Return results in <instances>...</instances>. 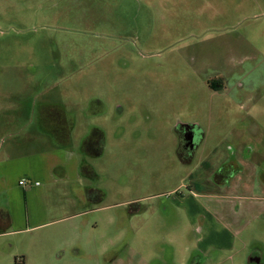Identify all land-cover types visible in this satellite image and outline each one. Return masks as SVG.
<instances>
[{
	"label": "rangeland",
	"instance_id": "1",
	"mask_svg": "<svg viewBox=\"0 0 264 264\" xmlns=\"http://www.w3.org/2000/svg\"><path fill=\"white\" fill-rule=\"evenodd\" d=\"M179 123H193L207 145L232 129L240 143L246 132L233 159L259 161L250 171L263 177L241 192L264 204V151H256V141L264 147V0H0V161L8 157L0 175L11 214L0 222V256L25 264L264 257L255 211L240 219L233 261L195 253L180 201L192 169L177 158ZM93 130L101 149L89 155L83 143ZM62 136L78 178L67 162L47 166ZM228 172L238 188L249 175L248 167Z\"/></svg>",
	"mask_w": 264,
	"mask_h": 264
},
{
	"label": "crops",
	"instance_id": "2",
	"mask_svg": "<svg viewBox=\"0 0 264 264\" xmlns=\"http://www.w3.org/2000/svg\"><path fill=\"white\" fill-rule=\"evenodd\" d=\"M250 106L246 105V110L249 111ZM178 126L182 127H193L192 124H181ZM240 136V135H239ZM241 142L232 144L234 137L236 134L233 133V129L229 133H225L222 135H217L214 142L210 143V145L205 144L206 142L205 135L201 134L200 139L198 140L197 145L193 148V153L188 161H181L178 156V161L181 165L187 166L192 171L188 174L187 183L185 184V188L187 190V194L189 195L187 198L181 199V203L186 205L188 209H184V214L187 216L189 224L193 230L194 240H193V248L195 249V253L197 255H205L208 257L213 252L226 253L229 254V260L233 261L235 254H239L238 249L236 247V243L244 228L241 225V220L244 218L250 217V213L256 212L254 215L255 218L264 219V204H261V199L250 198L243 196L244 193L241 191L248 190L249 184L259 183L260 179L263 177L262 172H258L257 170L254 172L250 171V167L260 168L259 161H254L251 165L250 162L245 163L244 161L241 163H236L233 159L234 153L240 152L242 154L243 148L242 144H245L247 133L242 132L241 134ZM63 139L62 142L58 140L61 146H57L55 151H60L56 155H50L47 166L50 164L53 170L57 166H63L64 162L69 164V168L71 166L75 167L73 170L75 171L78 178V167L79 163L76 162L71 154L64 151L63 148H69L71 143V138L69 136H62L59 138ZM58 138V137H57ZM177 145H176V153L178 150V141L179 134L176 132ZM223 139L230 140V144L234 145L235 149L233 150L231 145L225 144ZM257 149L256 151H264V147L261 146L260 141H256ZM259 143V144H258ZM67 144L66 146H63ZM261 146V149H259ZM221 149L225 152L221 154ZM206 154L205 159H197V156L200 154ZM64 158L63 162H58L59 156ZM69 155V157H68ZM8 157H4L0 161L1 167L4 165V162ZM78 165V167H77ZM228 167L229 168H245L248 167L249 175L246 179H243L244 185L235 187L233 184L234 176H228ZM70 172L66 171V174ZM34 184L30 185L27 190H32L34 188ZM203 187L208 189L207 193L200 192L199 188ZM7 189L8 183L5 181L4 177L0 175V222H6L9 224L11 215L7 207L5 201H7ZM3 197L4 200H3ZM203 201L198 202L197 200ZM2 201H4L2 203ZM179 202V201H177ZM180 203V202H179ZM9 212H8V211ZM6 212L8 215L3 216V213ZM246 216V217H245ZM253 217V218H254ZM186 219V221H187ZM248 221V220H247ZM11 222L13 220L11 219ZM246 225V224H245ZM20 230H15V232H19ZM6 234V233H5ZM4 236V232H0V237ZM264 245V241H262ZM1 245V242H0ZM262 247L258 246L256 248L262 251ZM2 250V248L0 247ZM188 249V248H187ZM0 250V251H1ZM259 263L264 264V257L258 255ZM143 260V259H141ZM25 264V260L20 258L19 260H14V262L6 261V259L0 256V264ZM91 264H99L101 263L100 257L94 258L93 261L89 262ZM104 264H135L134 259L127 258H115L114 260H110L108 262H103ZM188 264H200L201 261L196 256H190L187 261ZM72 264V263H69ZM87 264V263H86ZM141 264H153L152 260L143 261ZM185 264V263H184ZM205 264V263H204ZM220 264V263H217ZM249 264V263H248Z\"/></svg>",
	"mask_w": 264,
	"mask_h": 264
},
{
	"label": "flooded vegetation",
	"instance_id": "3",
	"mask_svg": "<svg viewBox=\"0 0 264 264\" xmlns=\"http://www.w3.org/2000/svg\"><path fill=\"white\" fill-rule=\"evenodd\" d=\"M192 128L193 127H181V132H177L179 134L177 155L179 158V154H180L182 158H186V161L190 160L192 153H193L192 152L193 148L198 143V140L195 138L194 131ZM83 147H84V145H83ZM181 161L184 162V160H181ZM228 176L229 177L232 176L230 174V172H229Z\"/></svg>",
	"mask_w": 264,
	"mask_h": 264
},
{
	"label": "trees",
	"instance_id": "4",
	"mask_svg": "<svg viewBox=\"0 0 264 264\" xmlns=\"http://www.w3.org/2000/svg\"><path fill=\"white\" fill-rule=\"evenodd\" d=\"M61 123V122H60ZM61 130H64L61 128ZM84 152L86 154H93L92 148L95 147V145H99L98 150L100 151L101 149V132L98 130H93L90 135L84 140ZM96 153V152H95ZM179 158L181 160L186 161V158H182L181 155L179 154ZM91 194V193H89Z\"/></svg>",
	"mask_w": 264,
	"mask_h": 264
},
{
	"label": "water",
	"instance_id": "5",
	"mask_svg": "<svg viewBox=\"0 0 264 264\" xmlns=\"http://www.w3.org/2000/svg\"><path fill=\"white\" fill-rule=\"evenodd\" d=\"M248 263H252V264H258L259 263V258H253L251 257V259H248Z\"/></svg>",
	"mask_w": 264,
	"mask_h": 264
},
{
	"label": "built area",
	"instance_id": "6",
	"mask_svg": "<svg viewBox=\"0 0 264 264\" xmlns=\"http://www.w3.org/2000/svg\"><path fill=\"white\" fill-rule=\"evenodd\" d=\"M25 183H26L25 181H20V182H19V185H20V186H23V185H25ZM34 185H36V183H35Z\"/></svg>",
	"mask_w": 264,
	"mask_h": 264
}]
</instances>
